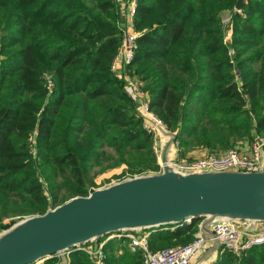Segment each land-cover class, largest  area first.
I'll return each instance as SVG.
<instances>
[{
	"label": "trees",
	"instance_id": "trees-1",
	"mask_svg": "<svg viewBox=\"0 0 264 264\" xmlns=\"http://www.w3.org/2000/svg\"><path fill=\"white\" fill-rule=\"evenodd\" d=\"M131 1L0 0V229L12 228L3 223L9 214L57 207L59 188L67 192L60 204L89 195V171L107 147L121 154L114 165L158 166L153 137L111 70L120 7ZM244 1L242 14L238 0H137L132 66L185 153L226 150L264 133V0ZM225 11L233 14L235 59L224 40ZM198 221L152 227L153 248L192 242ZM106 251L107 264H142L140 253L117 254L113 242ZM71 264L92 263L76 251ZM216 264H264V245L225 253Z\"/></svg>",
	"mask_w": 264,
	"mask_h": 264
},
{
	"label": "water",
	"instance_id": "water-1",
	"mask_svg": "<svg viewBox=\"0 0 264 264\" xmlns=\"http://www.w3.org/2000/svg\"><path fill=\"white\" fill-rule=\"evenodd\" d=\"M244 3L238 0L236 7L242 9ZM170 135L163 147L164 162L177 138L175 132ZM219 217L264 222V168L182 174L166 166L161 174L95 189L4 230L0 264H41L69 248L122 230L204 219L203 230L204 224Z\"/></svg>",
	"mask_w": 264,
	"mask_h": 264
},
{
	"label": "built area",
	"instance_id": "built-area-1",
	"mask_svg": "<svg viewBox=\"0 0 264 264\" xmlns=\"http://www.w3.org/2000/svg\"><path fill=\"white\" fill-rule=\"evenodd\" d=\"M136 7L137 0L128 3L126 8L124 6L126 9V22L122 24V42L112 64L114 72L119 71L117 67H120L123 74H125L126 65L130 64L135 56L137 41L140 36V33L134 29ZM236 11L242 13L241 9L236 8ZM226 20H229V18ZM231 52L232 50H230ZM46 78L48 87L51 90V86L54 84L52 74L46 75ZM50 83L53 84L50 85ZM126 89L137 103V110L144 119V127L154 138L153 148L158 168L130 173L125 178L112 184L140 176L161 174L166 166L182 174L222 171L258 172L264 168V135H256L252 139L238 141L226 150L215 149L209 151L206 148L203 149L204 147H200L204 153L199 156L185 153L180 141L176 138L168 158L164 162L162 160L163 147L171 137L170 132L173 131L154 114L148 93L142 90L139 91L135 83H131ZM203 222L204 219L198 221L199 234L192 242L185 245L179 244L154 249L151 234L156 232L157 229L122 230L106 235L100 241L94 240L69 248L57 254L54 258H59L56 264H71L72 254L76 251H82L86 253L92 264H107L106 247L112 242L117 243L119 246L124 242H128L131 252L140 253L142 264H193L194 260L211 241L219 243L221 247L220 255L225 253L240 255L253 247L264 245V222L219 217L210 224L212 236L209 238L201 232ZM183 225L166 226L162 229L173 230ZM3 232L4 230L0 229V235Z\"/></svg>",
	"mask_w": 264,
	"mask_h": 264
},
{
	"label": "rangeland",
	"instance_id": "rangeland-1",
	"mask_svg": "<svg viewBox=\"0 0 264 264\" xmlns=\"http://www.w3.org/2000/svg\"><path fill=\"white\" fill-rule=\"evenodd\" d=\"M123 2H125V1H123ZM120 9H121L120 10V14H121V17H122V19H121V22H122L121 23V30H122V24H125V22H126V9L124 7H120ZM227 18H229V20H226ZM222 19H223L222 22H223V30H224V40L227 43V45L229 46L230 50H232V52L230 53L231 56L233 57V59H235V57H234L235 56V51H234V46L232 44V36H233V32H234V28H233V22H234L233 21V14L230 11H225V12H223ZM121 37H123V31H121ZM115 56H117V54ZM133 59H132L130 64L126 65L125 74H123V70L120 67H117L119 71L114 72V70L112 69V64H113L115 59H113V61L111 62V70H112V72H114V74L118 78L124 80V82H125V90H126V92L128 93V95L130 97H131V95L129 94V92L127 91L126 88H128L131 85V83H135L139 91L142 90V91L148 93L144 89V82L135 73V70H134V68L132 66ZM258 67H259V63L255 64V68H258ZM48 74H52V73L51 72H47L45 74L44 85H46L47 87H48V81H47L46 75H48ZM237 79H241L240 75H238ZM52 84L50 83V85H52ZM53 87H54V84L51 86V90H52ZM48 89L50 90L49 87H48ZM51 90H50V92H51ZM131 99H132V101H133V103H134V105L136 107L137 115L142 119V125L144 127V119H143V116L140 115L138 110H137V106H136L137 103L132 97H131ZM153 112H154V114L156 116H158L160 119H162L161 116L154 109H153ZM144 129H146V128L144 127ZM146 131L148 132L147 129H146ZM260 135H264V133H262ZM245 138L240 139V141L246 140ZM31 141H37L36 140V136H33ZM153 144H154V138H153ZM198 147H200V146H198ZM152 148H153V146H152ZM205 148L207 150H209V151L212 150V149H209L208 147H204L203 149H205ZM213 149H216V148H213ZM153 152H154V148H153ZM154 155H155V153H154ZM120 157H121V154L118 151H116L113 147H107L106 149H104V151L102 153V156L99 157L94 162L92 168L89 171L88 181H89L90 186H91L90 189H89L90 191H93V190L98 189V188L106 187L109 184H112V183H114V182H116L118 180H121V179L125 178L130 173L137 172L135 170L131 171L129 166H127L125 163L119 164V165H116V164L114 165V163ZM156 163H157V161H156ZM157 168H158V166L156 168H154V169H157ZM57 193H58V199H59L58 200V205H57V207H58V206L62 205L60 203L64 199V196L67 194V192L65 191L64 188H59L57 190ZM54 208H56V207H53V206L51 207V209H54ZM30 217H32L31 214H17V215L9 214L8 217L4 219L3 223L5 225H7V226H11L12 225V227H14L15 225L20 224L23 220L28 219ZM113 246L116 248L119 245L117 243L113 242ZM121 246L123 247V245H120L119 247H121ZM204 258H202V259H204ZM54 259L56 261L59 260V258H54ZM208 263L212 264V263H214V261H211V262L208 261Z\"/></svg>",
	"mask_w": 264,
	"mask_h": 264
},
{
	"label": "crops",
	"instance_id": "crops-1",
	"mask_svg": "<svg viewBox=\"0 0 264 264\" xmlns=\"http://www.w3.org/2000/svg\"><path fill=\"white\" fill-rule=\"evenodd\" d=\"M256 136V135H255ZM189 154H192L194 156H199L202 155L204 153L203 149L200 147H193L192 149H189L187 151ZM199 229L195 232V237H197V235L199 234ZM201 232L206 236V237H210L211 236V228H210V224H204V228L203 230H201ZM123 247H116V253L117 254H121L123 252L124 248H127L129 251V247H128V242H124ZM220 246L215 243V242H210L204 249L203 251L198 255V257L194 260L193 264H209V262L214 261V263L212 264H216L217 263V259L221 256L220 255ZM209 255V256H208ZM207 256V257H206ZM205 257V258H204ZM204 258V259H202ZM217 258V259H216Z\"/></svg>",
	"mask_w": 264,
	"mask_h": 264
}]
</instances>
